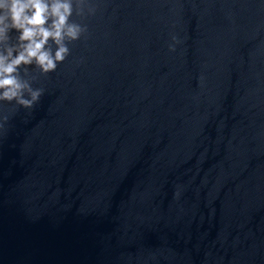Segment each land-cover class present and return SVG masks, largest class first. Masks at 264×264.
I'll list each match as a JSON object with an SVG mask.
<instances>
[{
    "label": "water",
    "instance_id": "water-1",
    "mask_svg": "<svg viewBox=\"0 0 264 264\" xmlns=\"http://www.w3.org/2000/svg\"><path fill=\"white\" fill-rule=\"evenodd\" d=\"M88 3L0 102V264H264V0Z\"/></svg>",
    "mask_w": 264,
    "mask_h": 264
},
{
    "label": "clouds",
    "instance_id": "clouds-1",
    "mask_svg": "<svg viewBox=\"0 0 264 264\" xmlns=\"http://www.w3.org/2000/svg\"><path fill=\"white\" fill-rule=\"evenodd\" d=\"M95 11L88 0H0V102L33 109L44 90L33 88L36 76L29 68L54 72L70 54L68 43L87 32L86 25L70 20L73 13L84 17ZM172 41L169 50L175 51L179 40L173 35ZM9 119L0 114V130Z\"/></svg>",
    "mask_w": 264,
    "mask_h": 264
}]
</instances>
